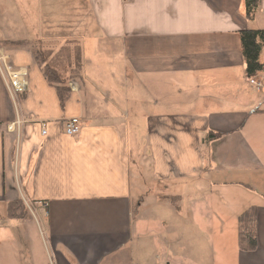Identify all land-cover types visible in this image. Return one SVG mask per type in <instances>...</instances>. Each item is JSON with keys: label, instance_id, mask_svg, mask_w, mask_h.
<instances>
[{"label": "crops", "instance_id": "0c3cea01", "mask_svg": "<svg viewBox=\"0 0 264 264\" xmlns=\"http://www.w3.org/2000/svg\"><path fill=\"white\" fill-rule=\"evenodd\" d=\"M246 29H264V0L251 19L244 0H0V53L27 73L16 104L0 74V264H264V71L249 82ZM150 184L192 193V222L170 203L156 235L136 210Z\"/></svg>", "mask_w": 264, "mask_h": 264}, {"label": "trees", "instance_id": "16d2710c", "mask_svg": "<svg viewBox=\"0 0 264 264\" xmlns=\"http://www.w3.org/2000/svg\"><path fill=\"white\" fill-rule=\"evenodd\" d=\"M260 0H244L245 14L247 18H253L259 8ZM14 45H21L19 42H11ZM241 52L245 63V73L248 77L254 76L264 71V63L260 60V55L264 52V29H246L240 32ZM39 60V56H37ZM42 71L49 83H60L54 70L41 60ZM60 101L63 102L69 91L63 84L56 86ZM257 110V109H256ZM217 134L209 133L207 140H213ZM256 217V207L252 206L244 210L237 218L238 241L242 248H253L256 245L254 224Z\"/></svg>", "mask_w": 264, "mask_h": 264}, {"label": "rangeland", "instance_id": "374dc122", "mask_svg": "<svg viewBox=\"0 0 264 264\" xmlns=\"http://www.w3.org/2000/svg\"><path fill=\"white\" fill-rule=\"evenodd\" d=\"M263 58H264V52H262L260 55V59H263ZM127 82H128V80L121 76L122 85L126 84V86H127ZM102 90H105V87H103ZM104 94H105V92H104ZM143 94H144V92H143ZM110 102H113V100H110ZM118 104H119V102H118ZM137 117H140V116L138 115ZM142 138H141L140 133H138V141L141 144L143 142ZM149 173H150L149 169L144 172L145 179H150ZM158 188H160V185ZM180 190H181L180 185H177V184L167 185V187L164 188L163 190H158L156 188L154 189V186L152 184L143 186V191L141 193L140 198L138 199V203L143 204V207H139L136 210L138 212H142L143 215L145 214V216H148L150 221H153L152 231L156 235H159L161 233L162 227L160 228V225L158 224L159 220H161L164 217L170 216L172 213H173V215H175V212L173 210L174 208L170 203L174 204L177 207L179 206L178 208H180L179 210L181 212V215L185 216V218L189 222H192L194 209L188 204V202L192 201V196H191L192 193H186V192L182 191V193H184L186 195H181ZM155 203L157 205L161 204L165 207L160 209L159 207H157L155 205ZM146 204L147 205L152 204V205L146 206ZM160 211H162V212L160 213ZM198 214L201 216H204L205 215V208H204V210L200 209V211L195 213V215H198Z\"/></svg>", "mask_w": 264, "mask_h": 264}, {"label": "built area", "instance_id": "2783aa9c", "mask_svg": "<svg viewBox=\"0 0 264 264\" xmlns=\"http://www.w3.org/2000/svg\"><path fill=\"white\" fill-rule=\"evenodd\" d=\"M0 74L6 84L10 97L14 104L17 103V99L20 95L24 94L27 90V73L24 69L14 68L9 60L7 55L0 53ZM249 82L256 86L260 87V84L253 77L248 78ZM65 134L68 136L77 135L80 132V120L77 117H72L68 119L65 124ZM42 130V134H46L45 125ZM14 125L11 124L8 128L13 129Z\"/></svg>", "mask_w": 264, "mask_h": 264}]
</instances>
